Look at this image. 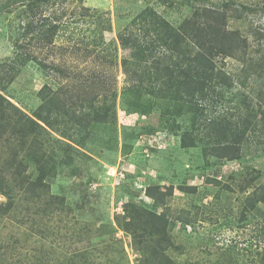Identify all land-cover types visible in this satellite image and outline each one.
<instances>
[{"label": "rangeland", "instance_id": "1", "mask_svg": "<svg viewBox=\"0 0 264 264\" xmlns=\"http://www.w3.org/2000/svg\"><path fill=\"white\" fill-rule=\"evenodd\" d=\"M84 2L110 19L112 31L105 35L117 47L115 62L101 64L94 54L82 55L81 41H90L94 28L79 22L81 38L78 31L74 36L78 53L46 52L49 61L60 63L70 75L48 78L30 63L4 92L31 114L41 103L45 83L57 88L65 77L64 85L82 81L86 86L65 94L60 104L59 128L66 131L68 124L70 136L31 138L26 176L16 175L23 185L14 176H7L9 185L0 183V264H139L142 252L125 227L141 208L146 213L167 210L170 218L171 246L157 264H264V217L255 210L243 215L247 197L264 187V146L252 142L259 134L250 132L246 149L235 159L206 153V140L182 146L180 135L189 129L192 115L170 100L131 91L122 66L126 51L114 41L117 31L147 5L176 26L197 9L216 7L227 13L225 26L248 39L246 58L257 59L264 55V0ZM76 3L68 1L67 17ZM12 52L9 34L0 25V60ZM224 63L229 71L242 65L232 57ZM246 85L254 95L263 91L264 71ZM210 97L205 113L226 116L236 112L233 107L240 99L230 94L225 101ZM19 144L8 137L0 141V171ZM41 176L45 186L35 191ZM14 184L15 201L9 206L6 191ZM259 206L263 212L264 203Z\"/></svg>", "mask_w": 264, "mask_h": 264}, {"label": "trees", "instance_id": "2", "mask_svg": "<svg viewBox=\"0 0 264 264\" xmlns=\"http://www.w3.org/2000/svg\"><path fill=\"white\" fill-rule=\"evenodd\" d=\"M68 1L5 0L0 4V25L8 32L13 50L11 56L0 60V141L8 137L9 141L20 143L19 150L13 152L0 171L2 185L10 184L7 176H14L16 182L23 185L24 180L16 175L26 176L29 162L27 143L31 138L41 140L43 135L56 138L54 133L70 136L68 130L72 127L69 128L67 123L66 131L59 128L62 123L60 104L65 94H74L75 90L86 87L82 81L64 85L62 80L65 77L58 80L57 88L45 83L39 91L40 105L33 113L27 114L4 94L15 74L28 64L35 63L48 78L70 75V71L65 73L67 69L60 63L49 61L47 53L57 54L58 50L62 56L73 53V50L78 53L80 49L74 36L78 31L81 38L83 30L77 25L79 22H87L94 28L91 40L81 41L82 55L90 57L94 54V59H99L101 64H113L116 60L117 47L112 45L113 39L106 41L105 35L107 31H112L110 19L87 6L84 0H77V8L71 10V17H67L64 8ZM227 19L224 10L203 7L176 26L154 7L147 5L117 31L114 41L126 51L122 66L131 91L170 100L179 106L180 111L185 108L192 115L189 129L180 135L182 146H196L199 140H206V153L216 152L222 158L235 159L246 149V137L250 132L259 134L252 142L264 146V90L254 95L246 85L261 76L264 55L247 59L248 39L239 30L225 26ZM59 38H64L65 43L57 44ZM258 39H261L260 35ZM228 57L241 60V68L227 70L224 62ZM95 84L97 82H93ZM229 94L233 100L240 98L233 107L235 113L230 116L205 113L206 106L213 100L210 96L225 101ZM39 157L43 159V155ZM42 180H45L43 176L33 190L45 186ZM15 185L6 191L9 206L15 201L11 194ZM23 188L20 190L27 194L28 190ZM34 196L40 198L39 193ZM28 198L29 195L24 199ZM154 200L161 201L158 198ZM260 203H264L263 186L255 188L247 197L243 215L255 210L258 216L264 217ZM139 213L136 211L128 217L125 230L142 252L139 264H157L161 254L171 246L168 212L146 213L141 208ZM145 215L148 219H144Z\"/></svg>", "mask_w": 264, "mask_h": 264}]
</instances>
